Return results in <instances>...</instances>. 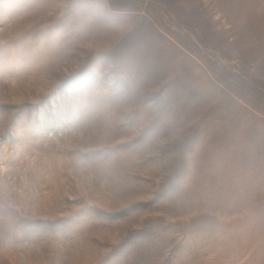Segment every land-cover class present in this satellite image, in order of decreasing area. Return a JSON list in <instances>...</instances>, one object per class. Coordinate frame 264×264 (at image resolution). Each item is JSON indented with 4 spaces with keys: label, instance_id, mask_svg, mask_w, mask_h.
Instances as JSON below:
<instances>
[{
    "label": "rangeland",
    "instance_id": "obj_1",
    "mask_svg": "<svg viewBox=\"0 0 264 264\" xmlns=\"http://www.w3.org/2000/svg\"><path fill=\"white\" fill-rule=\"evenodd\" d=\"M0 264H264V0H0Z\"/></svg>",
    "mask_w": 264,
    "mask_h": 264
}]
</instances>
